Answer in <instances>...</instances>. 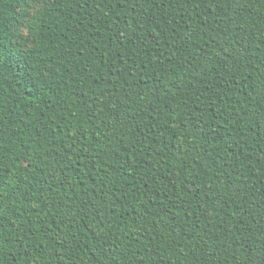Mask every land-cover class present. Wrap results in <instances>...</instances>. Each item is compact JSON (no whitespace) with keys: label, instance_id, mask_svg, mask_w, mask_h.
<instances>
[{"label":"trees","instance_id":"trees-1","mask_svg":"<svg viewBox=\"0 0 264 264\" xmlns=\"http://www.w3.org/2000/svg\"><path fill=\"white\" fill-rule=\"evenodd\" d=\"M28 6L0 0V264H264V0Z\"/></svg>","mask_w":264,"mask_h":264},{"label":"rangeland","instance_id":"rangeland-1","mask_svg":"<svg viewBox=\"0 0 264 264\" xmlns=\"http://www.w3.org/2000/svg\"><path fill=\"white\" fill-rule=\"evenodd\" d=\"M28 8L30 9L31 13L35 12L38 9L37 4H36V0H29V6H28ZM26 24L27 23L25 22L22 25V27H21L20 35H21L22 38H25L27 36V27H26Z\"/></svg>","mask_w":264,"mask_h":264},{"label":"snow or ice","instance_id":"snow-or-ice-1","mask_svg":"<svg viewBox=\"0 0 264 264\" xmlns=\"http://www.w3.org/2000/svg\"><path fill=\"white\" fill-rule=\"evenodd\" d=\"M46 2V0H36L37 7L43 6V4Z\"/></svg>","mask_w":264,"mask_h":264}]
</instances>
